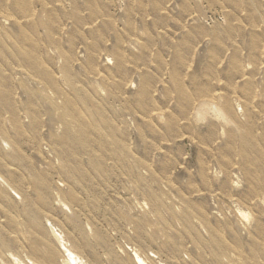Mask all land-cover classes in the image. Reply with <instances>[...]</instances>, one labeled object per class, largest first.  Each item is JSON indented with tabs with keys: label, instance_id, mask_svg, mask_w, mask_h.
<instances>
[{
	"label": "rangeland",
	"instance_id": "1",
	"mask_svg": "<svg viewBox=\"0 0 264 264\" xmlns=\"http://www.w3.org/2000/svg\"><path fill=\"white\" fill-rule=\"evenodd\" d=\"M136 259L264 264V0H0V264Z\"/></svg>",
	"mask_w": 264,
	"mask_h": 264
},
{
	"label": "bare ground",
	"instance_id": "2",
	"mask_svg": "<svg viewBox=\"0 0 264 264\" xmlns=\"http://www.w3.org/2000/svg\"><path fill=\"white\" fill-rule=\"evenodd\" d=\"M69 254V257H71V254L70 253H68ZM64 262V261H63ZM67 262H64V264H66ZM135 264H141V261L139 260V259H136L135 260Z\"/></svg>",
	"mask_w": 264,
	"mask_h": 264
}]
</instances>
